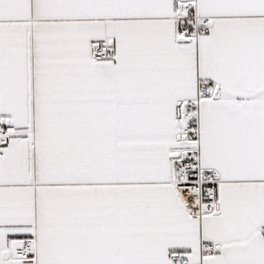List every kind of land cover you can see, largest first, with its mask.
Returning <instances> with one entry per match:
<instances>
[{
  "label": "snow or ice",
  "instance_id": "6c2138e0",
  "mask_svg": "<svg viewBox=\"0 0 264 264\" xmlns=\"http://www.w3.org/2000/svg\"><path fill=\"white\" fill-rule=\"evenodd\" d=\"M0 264H264V0H0Z\"/></svg>",
  "mask_w": 264,
  "mask_h": 264
}]
</instances>
